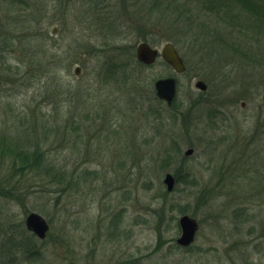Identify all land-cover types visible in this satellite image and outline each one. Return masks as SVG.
Masks as SVG:
<instances>
[{
    "label": "rangeland",
    "instance_id": "1",
    "mask_svg": "<svg viewBox=\"0 0 264 264\" xmlns=\"http://www.w3.org/2000/svg\"><path fill=\"white\" fill-rule=\"evenodd\" d=\"M199 1L0 0V144L45 159L0 158V264H264V34ZM141 42L172 43L185 73L140 64ZM167 77L172 107L154 90Z\"/></svg>",
    "mask_w": 264,
    "mask_h": 264
},
{
    "label": "water",
    "instance_id": "2",
    "mask_svg": "<svg viewBox=\"0 0 264 264\" xmlns=\"http://www.w3.org/2000/svg\"><path fill=\"white\" fill-rule=\"evenodd\" d=\"M56 33V30L53 32ZM170 65L177 74H184L186 71V66L183 59L179 55L178 51L172 43H166L162 50L159 52L157 48H153L147 42H141L136 48V59L139 63L146 66L153 65L158 56ZM80 73V67H77L76 74ZM195 87L201 91L207 90V85L203 81H198ZM154 90L156 97L163 101L168 107H172L177 96V81L174 77H167L158 79L154 83ZM193 154V149L186 151V156H191ZM164 184L167 187L168 192L174 190L176 181L171 174H167L164 178ZM26 229L34 234L38 239L44 240L49 232V224L47 221L39 214L32 212L27 215L25 219ZM179 226L181 229V235L177 239L176 243L183 248L190 247L196 239L199 224L196 219L189 215H183L179 219Z\"/></svg>",
    "mask_w": 264,
    "mask_h": 264
},
{
    "label": "trees",
    "instance_id": "3",
    "mask_svg": "<svg viewBox=\"0 0 264 264\" xmlns=\"http://www.w3.org/2000/svg\"><path fill=\"white\" fill-rule=\"evenodd\" d=\"M199 2L207 15L224 21L228 26H235L240 31L247 30L254 32V34H264V0H200ZM207 25L205 23L203 26L201 23V30L211 37L212 34L209 35L210 28ZM214 33L219 35L218 30L214 29ZM196 35L199 34L196 33ZM111 65L108 68L111 73L124 66L114 64V62ZM6 154L13 158L14 165H20L24 170H40L44 166L45 159L42 154L30 153L28 149H21L17 145L0 144V158ZM55 175L61 176V174Z\"/></svg>",
    "mask_w": 264,
    "mask_h": 264
},
{
    "label": "flooded vegetation",
    "instance_id": "4",
    "mask_svg": "<svg viewBox=\"0 0 264 264\" xmlns=\"http://www.w3.org/2000/svg\"><path fill=\"white\" fill-rule=\"evenodd\" d=\"M152 47H153V46H152ZM153 48H155V47H153ZM157 49H158V48H157ZM135 55H136V53H135ZM159 57L162 59V57L159 55L158 58H157V60L159 59ZM157 60H156V61H157ZM155 63H156V62H155ZM155 63H154V64H155ZM140 64H141V63H140ZM166 64H167V63H166ZM143 65H144V64H143ZM167 65H168V64H167ZM170 67H171V66H170ZM171 68H172V67H171ZM172 69H173V68H172ZM197 82H198V81H197ZM205 84H206V83H205ZM206 85H207V84H206ZM177 92H178V86H177ZM204 92H205V91H204ZM174 104H175V102H174ZM174 104H173V105H174ZM244 106H245V103H242V107H244Z\"/></svg>",
    "mask_w": 264,
    "mask_h": 264
}]
</instances>
